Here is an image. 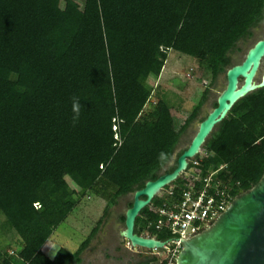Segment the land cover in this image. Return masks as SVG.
<instances>
[{"label":"trees","instance_id":"16d2710c","mask_svg":"<svg viewBox=\"0 0 264 264\" xmlns=\"http://www.w3.org/2000/svg\"><path fill=\"white\" fill-rule=\"evenodd\" d=\"M263 24L264 0H85L81 19L64 0H0V264H82L120 199L178 166V158L169 162L182 137L219 77L241 62L234 59L240 42ZM171 50L188 57L195 78L210 81L192 107L168 89L147 109L151 80L161 76ZM74 96L81 104L75 126ZM202 150L196 157L203 175L224 165L217 176L236 184L234 196L261 179L264 87L234 105ZM69 175L81 177L106 208L76 250L61 247L50 256L45 243L78 205L77 190H66ZM155 218L145 207L136 232L152 235ZM1 237L10 240L6 246Z\"/></svg>","mask_w":264,"mask_h":264},{"label":"water","instance_id":"95a60500","mask_svg":"<svg viewBox=\"0 0 264 264\" xmlns=\"http://www.w3.org/2000/svg\"><path fill=\"white\" fill-rule=\"evenodd\" d=\"M263 60L264 34L249 48L244 60L227 70V83L219 93L218 105L199 123L190 145L178 157V166L135 191L133 205L125 213V228L121 231L133 247L161 249L166 245V241L136 232L138 216L162 189L187 170L191 159L202 151L216 126L234 105L264 87V73L257 79ZM176 264H264V174L253 187L237 194L210 225L183 241Z\"/></svg>","mask_w":264,"mask_h":264},{"label":"rangeland","instance_id":"374dc122","mask_svg":"<svg viewBox=\"0 0 264 264\" xmlns=\"http://www.w3.org/2000/svg\"><path fill=\"white\" fill-rule=\"evenodd\" d=\"M84 2L85 0H64V6L69 7L75 13L77 19H81L84 12ZM263 34L264 24L262 27L255 29L254 37L251 40L246 43L240 42L242 50L234 54V59L236 61H242L249 48L262 37ZM188 60L186 55L174 50L170 51V58L166 63L163 73L158 80H151V82L155 84V92L150 99V104L147 106V109L150 108V105L157 103L161 96H165V92L168 89L177 94L182 93L186 98H184L181 103L187 101L189 107H192V105L197 102L198 99H195L199 98V95L202 93L203 85L207 84L210 80L205 77V75L200 74L198 75L200 79L195 78L194 67L189 64ZM263 73L264 60L257 77L258 80L261 79ZM41 79V75H36L35 80L37 82H40ZM21 80L23 81V79ZM226 83L227 75L224 73L219 77L216 87L213 88L209 100L203 107L200 119L193 122L187 133L182 137L180 145L172 160L169 162V166L175 163L179 152L190 145L198 130L200 120L214 108L219 93L223 90ZM181 84L184 85L183 88ZM115 132V137L117 138L119 129L115 130ZM205 154L206 152L202 150L201 156L203 157ZM200 167L202 168L201 165ZM191 173L192 171L188 170V174L185 172L183 174L189 175ZM67 179L68 186L66 190H77L75 198L78 200V205L68 219L56 229L51 238L45 243L43 250L50 256H54L61 247H66L73 251L76 250L81 242H83L97 226L99 220L104 216L106 208V201L94 194L86 183L82 181L81 177L69 175ZM165 192L167 191L162 190L161 194ZM133 199L134 194L122 197L119 204L111 209L109 216L104 217L105 219L100 231L83 253L84 262L82 264H118L121 262H129L142 254L147 255L144 247H133L129 240L121 235L122 229L125 228V223L121 221V216L126 213L129 203ZM2 219L3 217L0 214V225ZM39 224H41V222H39ZM9 241L8 238L1 237V242L4 246H6Z\"/></svg>","mask_w":264,"mask_h":264},{"label":"built area","instance_id":"2783aa9c","mask_svg":"<svg viewBox=\"0 0 264 264\" xmlns=\"http://www.w3.org/2000/svg\"><path fill=\"white\" fill-rule=\"evenodd\" d=\"M114 129L118 130V124L114 125ZM117 138L121 144L119 135ZM200 165V159L197 157L191 159L184 172L188 174V170H191L192 173L185 175L183 172L169 188L162 189L167 192L161 194V190L156 195L163 197L164 201L148 205L156 214V218L152 223V235L146 236L160 239L158 235L163 231L168 234L167 240L161 239L166 241L163 248H145L147 254L157 256L152 264H165L163 259L166 257H169L168 264H176V257L183 248V241L210 225L235 197L236 184H225L217 176L224 165L208 170L205 175Z\"/></svg>","mask_w":264,"mask_h":264},{"label":"clouds","instance_id":"9594fccd","mask_svg":"<svg viewBox=\"0 0 264 264\" xmlns=\"http://www.w3.org/2000/svg\"><path fill=\"white\" fill-rule=\"evenodd\" d=\"M72 111H73L72 123L75 126V124L79 122L80 111H81L80 100L78 97L75 96L72 98Z\"/></svg>","mask_w":264,"mask_h":264}]
</instances>
